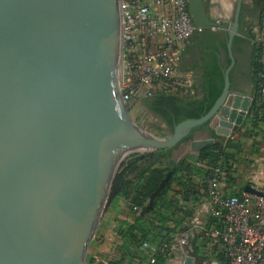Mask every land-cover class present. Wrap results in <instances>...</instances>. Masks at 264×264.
<instances>
[{"label": "water", "instance_id": "95a60500", "mask_svg": "<svg viewBox=\"0 0 264 264\" xmlns=\"http://www.w3.org/2000/svg\"><path fill=\"white\" fill-rule=\"evenodd\" d=\"M244 1L222 96L159 140L133 124L122 101L121 0H0V264H85L127 156L171 149L211 120L220 139L243 127L253 101L232 91L231 70ZM189 13L199 30L223 27L204 0H190Z\"/></svg>", "mask_w": 264, "mask_h": 264}, {"label": "trees", "instance_id": "16d2710c", "mask_svg": "<svg viewBox=\"0 0 264 264\" xmlns=\"http://www.w3.org/2000/svg\"><path fill=\"white\" fill-rule=\"evenodd\" d=\"M251 5L252 10L249 6H243L240 29L235 40L249 45L251 44L248 39L252 37V30L246 32V28L258 26L264 29V0H251ZM223 27L230 29L229 26ZM251 47V73L255 89L260 93L259 74L263 67L259 63L258 51L252 45ZM195 49L199 53L200 63L195 65L193 72L200 75L194 79L193 85L188 86L187 83L175 79L167 84L170 93L161 92L154 98L142 100L143 108L164 126L160 130L163 137L172 136L176 127L183 122L205 117L223 94L225 72L227 66L232 63L228 40H220L218 31H213L212 28L198 30L186 50ZM252 115L253 119L259 121L264 118V103H261L259 108L256 107ZM204 131L209 133L210 139H216L208 122L191 130L171 149L132 157L122 163L113 184L111 199L123 198L130 203L132 210L138 213H135L128 229L121 230L118 234L124 247L120 258L110 259L103 264H150L148 256L141 250L145 243H151L158 248L155 264H167L168 257L164 245L170 246L185 230L183 224L205 200V178L209 173L205 168L222 166L234 169L239 163L235 151H240L241 147L233 138L228 141L221 139L225 146L223 149L213 146L203 151L198 157L199 165H194L188 156H181L193 143L205 140ZM201 178L204 179L203 182ZM156 194L153 207L148 208L149 200ZM187 195L189 197L186 199ZM185 203L186 206H183ZM188 206H192L191 210H188ZM192 246L193 255L198 257L200 249L196 242H193ZM219 257L224 264L223 256ZM200 259L198 263L201 262Z\"/></svg>", "mask_w": 264, "mask_h": 264}, {"label": "built area", "instance_id": "2783aa9c", "mask_svg": "<svg viewBox=\"0 0 264 264\" xmlns=\"http://www.w3.org/2000/svg\"><path fill=\"white\" fill-rule=\"evenodd\" d=\"M189 4L190 0H121V90L125 105L170 93L167 84L176 79L181 56L199 30L192 21ZM249 30L252 37L248 40L258 51L263 67L259 79L264 103V29L248 26L246 32ZM205 169L209 172L203 202L208 205L207 215L200 223L191 220L170 246L164 245L168 261L184 264L196 242L202 253L223 256L224 264H264V190L253 188L258 194L243 191L238 166ZM230 187L235 191H229ZM141 250L150 264L156 263L155 245L145 243Z\"/></svg>", "mask_w": 264, "mask_h": 264}, {"label": "crops", "instance_id": "0c3cea01", "mask_svg": "<svg viewBox=\"0 0 264 264\" xmlns=\"http://www.w3.org/2000/svg\"><path fill=\"white\" fill-rule=\"evenodd\" d=\"M247 6L250 7V4L247 3ZM255 23H257L256 20ZM223 26H229V28L231 29L233 24H224ZM230 29L228 31H230ZM193 51L194 50H186L181 56L176 74V79L180 80L181 82L188 83L190 82L189 80L190 75L193 74L197 75L196 73L193 72V69L195 67L192 58ZM232 51L235 56L236 48L233 47ZM252 54H253L252 47L251 45L248 44V68H247L248 75L247 76L249 77L250 74V81H248V85L246 87H243V90L240 91L232 90L235 92H240L246 95L247 97H250L251 100L253 101L252 102L253 104L251 106V112L248 115L246 121L244 122L243 127H241L237 132L233 133L232 136L230 137L233 138L234 141L238 142L241 147V150L238 152L235 151V153L237 154V160L239 161L237 166L241 170L240 172L242 173L241 180L243 181V191H246L248 187L255 188L256 190H264V118H262L259 121L258 119H253V115H252L253 110H255L256 107L259 108L261 106V103L263 102L260 93H258L257 90L255 89L253 75L251 73ZM260 113L261 112L259 111V115L261 116ZM262 117H264V115ZM209 123L211 125L213 121L211 120ZM217 126L222 127L220 123ZM230 138L225 140L228 141ZM204 139L206 140V138ZM212 140H214L215 143L203 149L199 147H194V143H193L191 148L185 150V152L181 156L186 155L194 165H199L200 163L198 161V157L203 151L213 146H219L221 149L225 147L220 137L216 136V139H212ZM240 161L242 164L240 163ZM229 191H235V189L233 190V187H230ZM183 206H186V203L183 204ZM207 212H208V205L206 203L196 207L192 217L187 219V221L183 224L184 227L187 226V224H189V222L194 219L196 220V222L200 223L205 219ZM199 252L200 253L198 254V257H195L192 253V250L191 249L188 250L189 256L195 258V264H223L221 263L219 257L220 254L218 253L204 254L200 250ZM200 258L203 259L201 260ZM198 259L201 260L200 263H198ZM167 264H180V262L178 260H171V261H167Z\"/></svg>", "mask_w": 264, "mask_h": 264}, {"label": "rangeland", "instance_id": "374dc122", "mask_svg": "<svg viewBox=\"0 0 264 264\" xmlns=\"http://www.w3.org/2000/svg\"><path fill=\"white\" fill-rule=\"evenodd\" d=\"M236 4L237 0H209V20L211 22L221 23L223 25L232 24L235 16ZM196 55L197 52H195L193 57ZM196 63L197 62H195V64ZM246 73L248 75V69H246ZM196 77L197 75H190V82H188L187 85H193L194 79ZM247 78L248 81H250V74L249 77L247 76ZM126 109L129 118L141 132L151 136L154 139L164 140L167 138L163 137L162 133L160 132L164 126L152 114L143 108L142 101L134 106L126 105ZM143 155L146 154L136 153L134 155L127 156L124 161L132 157ZM156 196L157 194L149 200L147 205L148 208L153 207ZM191 208L192 206H188V210H191ZM135 213H138V211L134 209L132 210L129 202L123 200L121 197L111 199L110 194L108 204L104 210L102 219L99 222L94 239L87 251L85 264H103L110 259L120 258L121 253L124 251V247L121 243V239L118 237V234L121 232V230L128 229L129 223H132L133 218L135 217L134 215H136Z\"/></svg>", "mask_w": 264, "mask_h": 264}, {"label": "flooded vegetation", "instance_id": "af4514ba", "mask_svg": "<svg viewBox=\"0 0 264 264\" xmlns=\"http://www.w3.org/2000/svg\"><path fill=\"white\" fill-rule=\"evenodd\" d=\"M247 3L250 4V10L253 9V6L251 5V0H245L243 2V6H247ZM204 4H205V10L207 12L208 15V9H209V0H204ZM237 5V4H236ZM243 6H242V10H241V15L243 14ZM241 15H240V19H241ZM255 16V14H253ZM254 16H250V17H254ZM235 17V16H234ZM233 23H234V19H233ZM232 23V24H233ZM225 30V31H224ZM229 32L226 28L221 27L220 30H218V38L220 40H228V44L230 41V37H229ZM237 38V37H236ZM236 38L234 39L233 42V47L236 48V54L234 56V66L231 70V77H232V90H243V87H246L248 85V78H247V73H246V69L248 68V44L246 42L243 41H238L236 42ZM232 47V48H233ZM195 52H197V55L195 57H193V64L196 65L198 63H200L198 56L199 53L198 51L195 49L192 53V55H195ZM234 55V54H233ZM195 62H197L195 64ZM232 65V63L227 66V69ZM226 69V70H227ZM198 76L200 74H197ZM205 133V138L208 139L209 138V133L204 131Z\"/></svg>", "mask_w": 264, "mask_h": 264}, {"label": "bare ground", "instance_id": "6f19581e", "mask_svg": "<svg viewBox=\"0 0 264 264\" xmlns=\"http://www.w3.org/2000/svg\"><path fill=\"white\" fill-rule=\"evenodd\" d=\"M121 74H122V68H121Z\"/></svg>", "mask_w": 264, "mask_h": 264}]
</instances>
